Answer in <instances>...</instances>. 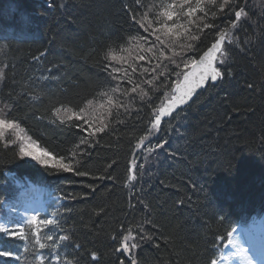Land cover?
<instances>
[{"label":"trees","instance_id":"16d2710c","mask_svg":"<svg viewBox=\"0 0 264 264\" xmlns=\"http://www.w3.org/2000/svg\"><path fill=\"white\" fill-rule=\"evenodd\" d=\"M142 3L0 0V68L5 72L0 102L7 105V119L52 158L89 173L81 177L32 164L16 147L0 143V212L5 201L17 196L9 173L47 186L59 197L49 212L59 213L54 219L64 231L51 225L40 228L41 237H70L61 243L57 264H129V254L116 251L118 241L125 229L137 235L141 227L151 239L141 240L132 251L137 264H210L219 239L225 241L237 224L264 215V5L254 14L249 0H236L248 15L231 29L233 43L226 45L229 55L221 66L224 78L161 122L141 149L146 153L150 145L152 160L139 164L134 173L136 144L150 128L154 108L173 95L176 72L190 68L169 65L167 80L154 81L152 99L142 103L137 98L127 113L121 109L119 116L110 117L109 128L90 138L96 143L80 144L82 133L70 126L72 121L62 124L52 116L53 106L61 103L72 107L93 98L104 103L100 94L110 92L115 83L103 70L105 53L127 47L125 41L138 33L148 36L131 16L139 17L161 0ZM232 19L218 14L214 22L225 27ZM215 32L205 29L197 52L189 55L198 58L214 42ZM140 45L146 46L144 41ZM137 63L150 67L146 61ZM160 63L168 61L161 58ZM71 195L78 198L69 199ZM32 230L26 228L25 241L1 232L2 250L20 256V261L5 258L0 264H39ZM40 252L45 264L55 261L49 248Z\"/></svg>","mask_w":264,"mask_h":264},{"label":"snow or ice","instance_id":"6c2138e0","mask_svg":"<svg viewBox=\"0 0 264 264\" xmlns=\"http://www.w3.org/2000/svg\"><path fill=\"white\" fill-rule=\"evenodd\" d=\"M135 2L140 4L141 7L144 6L142 0H135ZM218 14L224 16L231 15L233 19L228 22V26L220 27L214 22ZM247 15L244 7L237 6L236 0H167V2L161 0L158 6L153 3L148 11L140 14L139 17L136 15L131 16V20L138 26V29H142L145 33H148V36L140 35L139 33L133 35L125 41L127 47L118 46L117 49H109L104 55L103 70L107 72L110 80L115 81V83L112 85L110 92H102L100 94L104 98V103H101L99 107L105 108V105H107L103 118L97 115L95 98L87 99L86 103L72 107L62 103L58 106L54 105L51 109L52 116L56 117L62 124L65 120L72 121L70 126L79 129L80 133H82L79 137L80 144L96 143L97 141L90 138L98 133L105 132L109 128V124L106 121L110 117L119 116L121 109L127 113L130 110L129 104L137 98L142 103L146 102V98L147 100L152 99L149 91L151 88L157 86L154 84V81L160 80L161 77L167 80L166 73L169 72V65H175L176 69L190 68L191 71L189 72H176L178 77L174 90L176 94L171 96L166 95L159 107L154 108L153 119L149 122L150 128L146 130L145 135L138 139L136 144L137 148H144L145 141L154 132L159 131L162 119L170 116L179 104L186 103L187 100L191 99L196 88L202 87L209 82L215 83L224 78L225 73L221 66L225 65L226 58L229 55L226 45L233 43L231 29H236L243 19H247ZM205 29H216L214 42L198 58L195 55H189V53L197 52V42L200 41L201 33ZM150 37H154V39H149ZM140 41H144L146 46H141ZM137 48H139V51L135 55H132L133 50ZM117 52L128 53V56L118 55ZM169 52L171 55H168ZM161 58L166 59L168 63L162 65L160 63ZM153 59L157 61L156 64H152ZM138 61H146L150 67H144L137 63ZM137 68L141 69L139 76H137ZM181 75L183 76L182 83L179 80ZM4 79L5 72L0 70V81ZM148 106L153 107L150 104ZM5 108H7V105ZM114 109L115 112L113 111ZM2 111L4 110L0 109V112ZM138 112L139 109H137V114ZM119 122L123 123V121ZM16 127L18 125L15 124L14 120L10 121L0 116V136L3 135L5 130ZM157 147L162 148L163 145L160 144ZM20 151L26 156L38 159L36 154L27 151L25 148H21ZM147 151L151 153L154 149L149 145ZM42 155L48 157L49 154L45 152ZM75 156L76 153L74 152L73 158ZM109 167L111 168L112 165L109 164ZM135 167L136 161L133 160L132 168L135 169ZM61 168L64 172H73L75 175L81 177L89 175L88 172L74 167L71 162H61ZM98 179H104V177L101 176ZM130 179L135 180V174ZM88 187L92 186L89 185ZM92 190L95 191V188L92 187ZM68 198L74 200L78 197L71 195ZM58 214V212L53 213V216L55 217ZM25 223L36 229L33 235L39 248L44 249L47 247L55 254L56 259L54 262H50V264L59 262L61 256L58 250L61 247V243L69 241L70 237L62 235L55 238L54 235L49 234H46L44 237L40 236V227L42 225H51L54 229L59 228L61 231H64L59 220L48 218L41 220L37 216H31L27 218ZM18 227L20 228V232L16 233L10 232L7 225H0V232L10 233L12 236L19 235L20 239L23 240L26 238L23 225H18ZM124 231L127 234H121L116 251L129 254V264H137L136 260L131 256L132 251L139 247L141 240L151 239V237L144 233L142 227L137 233L140 236L139 240L137 239V235L132 234L131 228ZM233 232H235V229L228 232V236L232 237ZM41 239L51 243H41ZM112 239L116 240L117 238L112 237ZM228 244L236 248L235 255L241 258L244 264H264V252L261 253V259L257 261L252 255V248L242 245L237 246L234 244L233 239H229ZM0 255H7V253L0 252ZM38 259L39 264H44V257L42 255ZM92 259H98L95 253L92 254ZM63 264H71V261L65 260ZM120 264H123V261ZM211 264H216V261H212Z\"/></svg>","mask_w":264,"mask_h":264},{"label":"rangeland","instance_id":"374dc122","mask_svg":"<svg viewBox=\"0 0 264 264\" xmlns=\"http://www.w3.org/2000/svg\"><path fill=\"white\" fill-rule=\"evenodd\" d=\"M249 1L253 6L251 9L253 11V13L255 12L258 14V13H261L263 11L262 5H264V3H262L263 2L262 0H249ZM0 70H3V68H0ZM1 83H2V81H0V86H1ZM100 104L101 103H96L97 115H99L101 118H103V114L106 111L107 106H105V108H100L99 107ZM5 106L6 105H4L0 102V109L4 110V111L0 112V116H3L5 119H7L8 108H5ZM106 122L108 123V121H106ZM15 124L18 125L17 123H15ZM0 143L6 147H12V146L16 147L18 149L19 156L27 162H30V163L36 164V165H40V166L54 167V168L62 170V168H61V162L62 161L57 160V159H53L52 156H50V155H48V157H44L42 155V153H45L46 151L42 150L41 148H38V146L35 143H33V141L25 134V132L19 126L14 128V129L5 130L3 135L0 136ZM21 148H25L27 151L33 152L34 154H36L38 156V159H33L31 156H26V155L22 154L20 151ZM141 149L143 150V148L137 149V154L134 157V160L136 161V167L141 163H145L147 165L152 160L151 154L148 152L142 153ZM132 171L134 173L133 168H132ZM132 181L130 180L131 184L134 183V181L133 182ZM45 193H47V192L44 191L42 188H40V189L35 188L33 193L30 192L28 194V196H26V198H23V200H22L23 202L21 203L23 206H20L21 207L20 211L23 212L22 217L24 218L25 221L31 215L32 216L38 215L37 212L30 215L27 213V210L34 209L37 206V207H39V211H41V205L43 204L41 197H43L44 200H46V199L49 200L51 198L50 192H48V195H45ZM47 196H48V198H47ZM52 199H53V201L59 203L57 198L52 197ZM42 210H44V208H42ZM2 211L3 210H1V212H0V225H6L5 222L3 221L4 216H2V215L4 213ZM34 211H37V210H30V213L34 212ZM16 228H18V227H16ZM0 234H1V232H0ZM9 236L15 237V236H12L11 234ZM229 238L230 237L228 236L227 242L224 245L223 250L220 253L217 252L215 257L213 258L212 261H216V264L220 263L219 261H221L222 259L225 261H228L230 264H234V261L237 262V260H238V262L240 261L239 258H236L237 256L235 255L236 248L234 246H230L228 244ZM248 247H250V245ZM38 250L40 251L39 245H38ZM0 252H2L1 246H0ZM217 254H218V256H217ZM253 255H255V254H253ZM259 255L260 254L258 253L257 254L258 259H260ZM216 256H217V258H216ZM6 257H10V255H0V259H5Z\"/></svg>","mask_w":264,"mask_h":264},{"label":"bare ground","instance_id":"6f19581e","mask_svg":"<svg viewBox=\"0 0 264 264\" xmlns=\"http://www.w3.org/2000/svg\"><path fill=\"white\" fill-rule=\"evenodd\" d=\"M253 226H254V223L251 224L249 229H252ZM236 231H238V232H236ZM236 231L234 233H232V237H230L229 239H233L234 244L237 246L242 245L244 247H248L249 246V239L254 238L255 234H254V236L253 235L247 236L245 233H243V231H241L239 229ZM257 237H258V240L255 242L252 255L256 254L257 251L260 252L261 249L264 247V233L260 232L259 236H257ZM236 258H239V257H236ZM239 260L242 263H244V261L241 258H239ZM218 264H229V263H228V261L223 260L222 262H220Z\"/></svg>","mask_w":264,"mask_h":264},{"label":"water","instance_id":"95a60500","mask_svg":"<svg viewBox=\"0 0 264 264\" xmlns=\"http://www.w3.org/2000/svg\"><path fill=\"white\" fill-rule=\"evenodd\" d=\"M189 71H191V69H190ZM189 71H188V72H189ZM180 82H181V83L183 82V78L181 79ZM211 83H212V82H209V83L205 84V85L202 86V87H198V88H196L194 94H193L192 97H191V99L187 100L186 103L179 104L178 107H176V109L172 112V114H171L170 116H166V117H164V118L162 119L161 122L168 120V119H169L170 117H172V115L175 114L178 110H180L181 108H183L185 105L191 103V102H192V101H193V100H194V99H195L200 93H202L203 91H205V90L209 87V85H210ZM175 94H176V93H175V91H174V95H175Z\"/></svg>","mask_w":264,"mask_h":264}]
</instances>
